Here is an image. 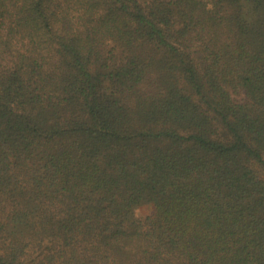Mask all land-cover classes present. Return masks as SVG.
Here are the masks:
<instances>
[{"label":"trees","instance_id":"16d2710c","mask_svg":"<svg viewBox=\"0 0 264 264\" xmlns=\"http://www.w3.org/2000/svg\"><path fill=\"white\" fill-rule=\"evenodd\" d=\"M0 264H264V0H0Z\"/></svg>","mask_w":264,"mask_h":264}]
</instances>
